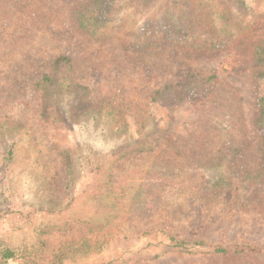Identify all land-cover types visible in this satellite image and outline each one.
Instances as JSON below:
<instances>
[{
	"label": "rangeland",
	"instance_id": "374dc122",
	"mask_svg": "<svg viewBox=\"0 0 264 264\" xmlns=\"http://www.w3.org/2000/svg\"><path fill=\"white\" fill-rule=\"evenodd\" d=\"M204 1L238 16L240 0ZM87 2L0 0V264H31L3 261L4 248L40 249L38 263L48 264L61 240L85 232L45 234L41 249L45 226L101 221L100 203L115 205L101 253L65 264H264V74L255 60L264 0H241L251 27L203 49L157 33L172 14L197 16L199 0H114L100 39L74 19ZM60 56L74 70L55 77ZM44 76H54L45 87ZM167 86L189 94L153 102ZM153 141L152 152L137 150ZM170 237L205 248L180 252ZM217 246L228 253H199Z\"/></svg>",
	"mask_w": 264,
	"mask_h": 264
},
{
	"label": "trees",
	"instance_id": "16d2710c",
	"mask_svg": "<svg viewBox=\"0 0 264 264\" xmlns=\"http://www.w3.org/2000/svg\"><path fill=\"white\" fill-rule=\"evenodd\" d=\"M113 1L114 0H88L87 4L78 6L73 13L78 29L87 33L93 38L100 39L105 37L103 32L105 31L106 25V12H109V10L112 8ZM209 1L213 2L214 0ZM238 5V16L228 17L229 7L220 4L218 1L217 3L214 1L213 8L210 9L205 7L206 2L204 0H199V13L197 16H193L192 13L188 11V9H186L185 12L182 11L179 13V15L172 14L168 19V25H160L157 29V33L160 32L162 36L177 41H195L192 43V45L197 49L208 47L217 48L222 44H227L232 36L243 34L252 25L253 13L242 5L241 0L239 1ZM203 19L208 20L209 26L204 27ZM217 21L223 22V24L217 25ZM202 28H204V31L201 33L200 31ZM255 60L260 67L259 75L263 76L264 44L258 46L255 49ZM51 69L52 73H55V77L59 73H72L74 70V63L71 58L67 56H60L54 61ZM53 77L44 76L41 80L42 86L45 87L46 83L53 82ZM214 78L215 76H212L209 78V80ZM175 91V87L167 86L162 91L155 93L152 101L155 102L159 99V97L163 98L165 94L167 96L170 93H175ZM179 94L188 95L189 89L187 86L183 87V91L177 92V95L173 99L174 101H179L181 99ZM260 104L261 113L258 122L259 127L264 125V96L260 99ZM236 113L234 112L230 115L231 124L229 125L233 132L232 136L234 135L230 141V154L234 156L239 154L242 148V142L235 136L241 131ZM156 146V141H153L150 144L142 145V147H139L137 150L141 152H152ZM170 150L173 149L171 148ZM218 151L220 152V149ZM173 152L177 155H181L177 151L173 150ZM262 152L264 155V141ZM9 154L11 155V151ZM123 156L124 155H121L119 158H122ZM259 176L263 177V182L261 184L262 191H264V171ZM215 180L221 182L226 179H224L223 175H220L218 178L215 177ZM228 180L229 179H227L225 182H229ZM226 185H229V183H226ZM100 207L101 210H108V214L104 216L101 221H92L90 219L87 221H82L80 219H67L64 222H58L49 226H45L44 230H42L41 234L39 235L40 240L38 241V244L41 249L46 248L50 244L47 239L43 238L45 234H57L61 237H67L69 236L68 234L73 230L78 232L81 229L83 232H85V234L81 237H69L66 240H61V242L58 244V247L52 250V255L50 259L47 260L48 264H65L67 261H74L78 257H88L94 253H101L104 245L106 244V236L102 234V230L105 229L114 218L115 205L100 203ZM170 240L174 243L173 248L177 250L181 249L180 252H189L190 250L188 249V245L190 244L197 246L199 250L205 248V244L199 241L192 243L186 240H177L174 237H170ZM40 253V249L28 252L25 249L21 250L18 248H4L1 252V259L6 262L19 257L22 259H27V263L39 264L37 260L41 261ZM199 253L204 255H223L228 253V249L217 246L214 247L213 250L205 249Z\"/></svg>",
	"mask_w": 264,
	"mask_h": 264
}]
</instances>
